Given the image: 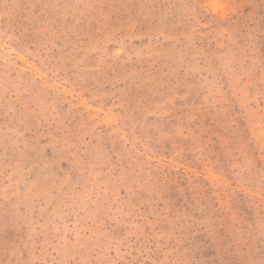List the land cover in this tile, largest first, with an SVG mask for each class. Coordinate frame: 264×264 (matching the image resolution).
Returning <instances> with one entry per match:
<instances>
[{
  "label": "rangeland",
  "instance_id": "374dc122",
  "mask_svg": "<svg viewBox=\"0 0 264 264\" xmlns=\"http://www.w3.org/2000/svg\"><path fill=\"white\" fill-rule=\"evenodd\" d=\"M0 264H264V0H0Z\"/></svg>",
  "mask_w": 264,
  "mask_h": 264
}]
</instances>
